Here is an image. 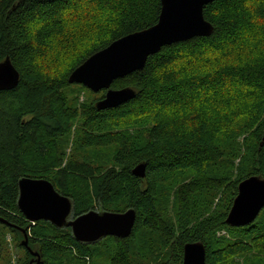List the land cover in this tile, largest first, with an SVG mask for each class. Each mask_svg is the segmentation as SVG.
Here are the masks:
<instances>
[{
	"label": "trees",
	"instance_id": "trees-1",
	"mask_svg": "<svg viewBox=\"0 0 264 264\" xmlns=\"http://www.w3.org/2000/svg\"><path fill=\"white\" fill-rule=\"evenodd\" d=\"M74 1L0 0V63L8 58L19 74L13 90L0 91V219L4 221L0 230L8 229L19 238L16 247L24 252L25 264L33 257L22 245V230L27 247L32 252L37 249L41 264L94 261L104 240L116 247L107 248L109 264H148L147 258L149 264H182L183 247L196 242L205 247L206 264H219L231 256L244 258L243 264H256L248 256L256 234L240 231L257 224L264 208L247 226L230 227L225 221L239 183L251 176L264 179V124L254 138L249 165L235 180L219 175L221 168L231 167L239 157L238 117L217 111L203 98L217 95L215 90L224 85L238 94L245 90L255 96L264 94V60L246 58L237 67L225 64L232 56L230 47L247 41L249 49L257 45L252 41L264 40V0H215L206 5L203 16L213 33L165 46L149 56L142 70L116 79L110 87L130 88L135 97L101 111L95 104L105 91L81 108L68 98L69 86L95 95L69 84L70 73L114 41L154 26L161 4L160 0H87L107 25L74 47L77 60L66 73H49L38 65L37 57L64 30L66 12ZM90 28L94 27L85 29ZM128 116L139 121L138 132L117 130ZM74 120H82L80 147L111 151L113 167L97 170L87 161H69L61 168L64 153L58 142ZM143 122L148 123L146 128ZM140 164L145 165L143 178L132 174ZM187 174L192 178L175 181L177 175ZM21 178L50 182L70 199V218L96 209L112 213L131 209L135 213L132 231L126 238L106 237L84 244L74 239L69 228L45 221L32 225L17 206ZM220 191L223 197L209 214ZM171 198L175 221L169 226L165 211ZM220 231H234L239 237H217ZM1 245L0 241L2 251ZM257 248L264 251V239ZM156 257L162 260L153 262Z\"/></svg>",
	"mask_w": 264,
	"mask_h": 264
},
{
	"label": "water",
	"instance_id": "water-1",
	"mask_svg": "<svg viewBox=\"0 0 264 264\" xmlns=\"http://www.w3.org/2000/svg\"><path fill=\"white\" fill-rule=\"evenodd\" d=\"M214 1L160 0L161 9L154 26L122 37L93 54L70 73L68 83L81 85L94 93L105 91L103 98L95 104L98 111L132 100L136 95L132 89L114 90L110 88L112 83L142 70L147 58L165 46L196 37H209L213 26L204 19L203 8ZM18 80V72L6 58L0 63V91L13 90ZM261 144H264V131ZM132 174L143 178L145 165L136 166ZM18 190L17 206L27 222L45 221L59 229L69 228L79 243H95L106 237L126 238L134 225L135 213L131 209L124 213L89 211L70 218V199L60 195L46 180L21 178ZM263 208L264 179L251 176L239 183L225 222L230 227L247 226L254 222ZM0 223L4 221L0 219ZM22 234V245L33 257L29 264H41L38 253L27 247L26 231L22 230ZM205 261V247L201 242L183 247L182 264H206Z\"/></svg>",
	"mask_w": 264,
	"mask_h": 264
},
{
	"label": "rangeland",
	"instance_id": "rangeland-1",
	"mask_svg": "<svg viewBox=\"0 0 264 264\" xmlns=\"http://www.w3.org/2000/svg\"><path fill=\"white\" fill-rule=\"evenodd\" d=\"M93 4H95L99 8V4H97V2ZM66 13V25L64 27V30L62 29L61 34L52 38L49 50L45 53H42L40 57H37L38 65L43 68V70L49 73H66L69 68L76 63L77 58L75 50L79 48L80 44L84 41H87L88 39L86 38L95 35L98 29H100L104 25H107L104 18H102L100 11L90 6V2L87 0H76L72 2L71 7L69 8V10H67ZM87 27L94 28L85 29ZM258 36L260 35L258 34ZM252 42L257 45H254L249 49L246 47V45L248 44L247 41H242L235 46L230 47L229 50L231 53H229L232 56L227 58V61L225 62L226 66H240V62H245L246 58H259L264 60V40H254ZM74 47H76V49H74ZM66 89V95L69 99L75 101L77 108H81L82 106L86 107L92 102V99L94 100L95 98H99L101 96L100 93L94 92L93 94L95 95L91 96L89 93L80 88L69 86ZM242 93L243 94H238V91H235L233 87L224 85V87H220L219 89L215 90L214 94L217 95L203 98L205 104L213 105L217 111L222 113L227 112L238 117L239 127L237 129L239 130L236 133V142L239 146V157L232 162L231 167L221 168L219 172V175H229L231 180H235L239 176L238 174L241 173L240 171L242 167H246L247 165H249V161L247 160V158L250 150L252 149L254 138L256 137V134L258 133L260 127L264 124V94L255 96L253 93H249L247 90L243 91ZM209 94H213V91L208 92L206 95ZM141 120H144V118L142 117ZM81 123L82 120H74L73 123L68 124L67 126L70 127V130L67 131L66 135L58 142V145L61 147V150L64 153V160L61 168H63V166L66 165L69 161L80 163L83 161H87V163L92 165V167L97 170L113 167V163L111 160L113 153L111 151H88L83 150L80 147L79 132ZM147 126L148 123H145L144 127L146 128ZM140 128L141 126L139 125V121L130 119V117L128 116L124 120H122L121 128H118L117 130L127 134L129 132L136 133ZM246 144L247 147H245ZM189 174L177 175L175 177V181L181 183L186 180V178H192V176ZM166 192H170V190L165 189V193ZM222 197L223 193L220 191V193L213 201V205L209 214L213 213L216 210V207L218 206ZM169 200L170 203L168 209L165 211V222L170 226L174 225L175 214L173 211V198ZM96 210L99 211V209ZM258 220L259 221L257 224L240 232L246 233L247 231H250L251 234H256L253 241V246L249 249L250 251L248 252V256L251 255V260L256 264H261L262 262H264V251L259 252L257 244L264 239V212ZM35 223H32V225H34ZM0 231V241L2 244L0 264H25V262L23 261L25 258L24 252L16 247L19 238L17 239L16 235L11 234L8 229H3ZM28 234L30 236V233ZM216 236H224L229 240H234L239 237L234 231L231 233L220 231ZM20 237L23 238V236ZM104 241L105 242L102 243L97 249L98 257L94 261L89 260L84 261L85 263H81L109 264L107 256L110 255V253H107V248L115 250L116 247L110 241ZM142 249L146 250L145 247H142ZM32 250L33 252L37 251V249ZM221 252L224 253L225 251L222 250ZM161 260L162 257H156L153 262H160ZM244 261V258L240 259V257L231 256L224 261H219V264H243ZM147 262L151 263L149 258H147ZM51 264H54V262H51ZM60 264H78V262L69 263L67 261H62Z\"/></svg>",
	"mask_w": 264,
	"mask_h": 264
},
{
	"label": "flooded vegetation",
	"instance_id": "flooded-vegetation-1",
	"mask_svg": "<svg viewBox=\"0 0 264 264\" xmlns=\"http://www.w3.org/2000/svg\"><path fill=\"white\" fill-rule=\"evenodd\" d=\"M32 259H33V258H32ZM32 259H31V260H32Z\"/></svg>",
	"mask_w": 264,
	"mask_h": 264
}]
</instances>
